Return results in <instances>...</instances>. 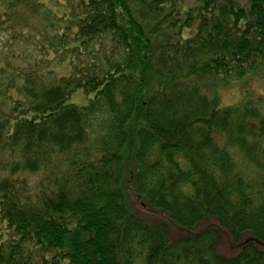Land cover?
<instances>
[{
  "label": "trees",
  "instance_id": "1",
  "mask_svg": "<svg viewBox=\"0 0 264 264\" xmlns=\"http://www.w3.org/2000/svg\"><path fill=\"white\" fill-rule=\"evenodd\" d=\"M252 83L264 0H0V264H264Z\"/></svg>",
  "mask_w": 264,
  "mask_h": 264
},
{
  "label": "rangeland",
  "instance_id": "2",
  "mask_svg": "<svg viewBox=\"0 0 264 264\" xmlns=\"http://www.w3.org/2000/svg\"><path fill=\"white\" fill-rule=\"evenodd\" d=\"M55 2V0H47V2ZM249 92L252 96V98H257L259 96L264 97V83H252L249 85ZM220 96L222 98V103L223 105H234L237 103L239 99V92H238V85L234 84L229 86L228 88H224L220 90ZM92 96L85 95L81 90H78L74 92L68 99V104H73L77 107H85L88 105L90 99ZM145 218L148 220V222H154L156 219L151 218V217H146ZM209 222L212 223L214 226H218V223L215 219L209 218ZM222 231V247L220 248V253L223 257L226 259H232L236 257V254L238 250L245 245L248 242H255L256 239L253 236L251 232H244L242 233L239 238L235 241H232L230 237L227 235V233L223 230ZM197 233L196 231L192 232ZM175 235H182L175 233ZM264 246V244H263Z\"/></svg>",
  "mask_w": 264,
  "mask_h": 264
}]
</instances>
